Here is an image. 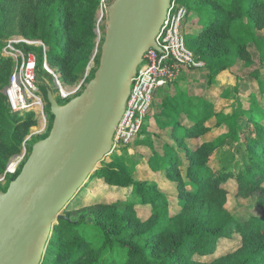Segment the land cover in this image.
<instances>
[{
    "label": "trees",
    "instance_id": "trees-1",
    "mask_svg": "<svg viewBox=\"0 0 264 264\" xmlns=\"http://www.w3.org/2000/svg\"><path fill=\"white\" fill-rule=\"evenodd\" d=\"M179 1L188 6L191 2L198 4L192 11L203 29L188 36L187 43L210 67L219 55L227 57L225 47L240 56L247 45L239 36L264 28V0ZM96 10L97 5L85 0H0V38L5 37L4 32L12 33L17 25L27 37L45 42L49 64L62 68L65 74L69 67L71 70L74 67V51L85 53L83 59H88L95 40L91 19ZM260 17L262 24L258 23ZM36 51L42 53L41 49ZM12 68L10 57H0V172L7 157L18 152L36 123L33 112L23 117L14 113L3 92L10 83ZM73 77L79 78L77 73ZM204 122L205 119L198 120L187 128L177 124L173 128L176 146L167 150L173 158L166 165L169 170L165 177L178 185L179 197L174 210L172 202L176 199L171 200L156 184L136 182L131 170L112 162L109 167L97 170L93 178L103 180L110 188L130 190L128 196L132 198L85 208L80 216L69 207L64 214L68 221H61L53 230L43 264H201L195 261L196 256L213 253L221 239L235 234L242 238L246 248L207 264H264V192L258 200L263 216L251 218L245 225L232 218L222 206L208 225L179 226L175 223L177 219L170 215L182 213L203 201L224 204L227 192L221 187L231 179L242 191L255 192L264 183V126L255 118L239 129L236 139L240 143L227 168L220 172L213 165L223 154V144L206 143L189 152L190 164L185 177L182 172H175L182 153L188 150L187 138L204 133L207 130ZM188 185L195 191H187ZM138 205L150 207L160 215L148 233H139L130 218ZM92 237L98 238L96 243Z\"/></svg>",
    "mask_w": 264,
    "mask_h": 264
},
{
    "label": "rangeland",
    "instance_id": "rangeland-1",
    "mask_svg": "<svg viewBox=\"0 0 264 264\" xmlns=\"http://www.w3.org/2000/svg\"><path fill=\"white\" fill-rule=\"evenodd\" d=\"M85 1L97 5L96 13L91 19L95 40L87 60L83 59L85 53L74 51L73 71L69 67L64 74L62 68L50 65L45 42L40 38L27 37L17 25L12 29V33L4 32L5 37L0 38V57H10L13 62L12 77L3 92L15 101L16 110L10 105L14 113L23 117L33 112V119L36 121L35 126L31 127L28 135L24 137L18 152L7 157L4 162V168L0 172V192L7 190L30 157L33 146L47 137L52 129L54 119L47 102V92L52 91L60 105H65L85 90L98 68L108 26L109 7L113 0ZM172 2L190 12V20L184 26L186 40L197 30L203 29L199 26L197 14L192 11L198 4L191 2L188 6L179 0ZM258 20L259 24L263 23V18ZM239 38L247 45L245 52L240 56L225 47L228 59L219 55L212 67L196 56L202 62V67L180 68L179 76L157 93L139 139L127 148L113 150L98 165L97 170L109 167L112 162L128 168L136 182L156 184L171 200L176 199L172 202L174 210L179 197L178 185L165 177L166 170H169L166 165L173 158L167 150L176 146L173 128L177 124L187 128L191 123L203 119L207 130L199 135L191 134L187 138L188 150L182 153L175 172L180 171L185 177L190 164L189 152L206 143L223 144V154L217 157L213 165L215 170L220 172L227 168L228 161L233 159L240 143L239 139H236L240 135L239 129L247 126L252 118L264 126V28L252 29L251 35L244 32ZM39 49L42 50L41 54L36 51ZM30 59L35 60L36 67L32 78L28 80L27 68L24 65ZM72 72L77 73L79 78H74ZM13 84L18 87L14 89V93L10 92ZM19 88L21 91H18ZM95 173L66 210L69 207L75 209L80 216L85 208L132 198L128 196L130 190L110 188L103 180L93 178ZM221 188L227 192L224 204L221 205L220 201L215 200L203 201L182 213L171 212V217L177 219L175 223L179 226L193 223L208 225L210 218L221 206L242 225L251 218L263 216L258 207V200L263 195L264 183L262 188L255 192L240 190L238 183L232 179ZM186 190L195 191L192 185H188ZM130 218L133 225L140 230L139 233H148L160 219V215L153 213L150 207L138 205L133 209ZM97 239L92 237V242L96 243ZM245 248L242 238L235 234L230 238L221 239L213 253L203 257L196 256L195 261L201 264L211 263Z\"/></svg>",
    "mask_w": 264,
    "mask_h": 264
},
{
    "label": "water",
    "instance_id": "water-1",
    "mask_svg": "<svg viewBox=\"0 0 264 264\" xmlns=\"http://www.w3.org/2000/svg\"><path fill=\"white\" fill-rule=\"evenodd\" d=\"M172 0H113L99 66L65 105L52 91L49 135L33 146L19 175L0 192V264H43L53 230L98 165L113 151L133 79L157 38Z\"/></svg>",
    "mask_w": 264,
    "mask_h": 264
},
{
    "label": "built area",
    "instance_id": "built-area-1",
    "mask_svg": "<svg viewBox=\"0 0 264 264\" xmlns=\"http://www.w3.org/2000/svg\"><path fill=\"white\" fill-rule=\"evenodd\" d=\"M189 20L190 12L187 8L175 6L172 2L167 19L157 38V44L163 52L150 49L146 53L144 62L133 79L126 111L115 133L113 150L127 148L138 140L146 125V119L152 111L157 93L173 82L182 68L203 66L187 44L184 26ZM24 67L27 68L26 77L29 80L36 67L35 60L30 59ZM17 88L13 84L10 92H16L14 89ZM18 91H21V88ZM9 103L16 110L15 101L9 98Z\"/></svg>",
    "mask_w": 264,
    "mask_h": 264
},
{
    "label": "crops",
    "instance_id": "crops-1",
    "mask_svg": "<svg viewBox=\"0 0 264 264\" xmlns=\"http://www.w3.org/2000/svg\"><path fill=\"white\" fill-rule=\"evenodd\" d=\"M147 123V122H146ZM146 126V125H145ZM144 129H145V127H144ZM144 129H143V131H144ZM141 136V135H140ZM139 139V138H138Z\"/></svg>",
    "mask_w": 264,
    "mask_h": 264
}]
</instances>
